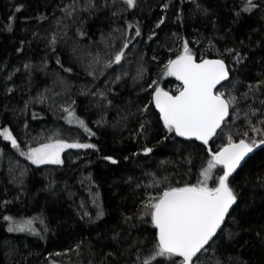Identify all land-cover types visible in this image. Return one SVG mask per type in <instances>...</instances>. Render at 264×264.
<instances>
[{
  "label": "trees",
  "instance_id": "16d2710c",
  "mask_svg": "<svg viewBox=\"0 0 264 264\" xmlns=\"http://www.w3.org/2000/svg\"><path fill=\"white\" fill-rule=\"evenodd\" d=\"M162 1L135 0L130 9L125 0H0V127L17 137L24 126L32 141L41 130L56 137L11 150L0 142L25 164L20 187L3 204L8 186L0 176V264L7 257L13 264H143L157 244L148 198L154 203L170 188L205 181L211 153L229 137L264 139V0H252L251 11L243 10L248 0H169L166 8ZM170 24L191 38L194 53L230 66L217 91L232 81L234 107L207 145L165 128L147 91L138 90L141 56L154 85L177 91L158 66ZM121 49V61L112 63ZM236 110L260 132L245 136L231 116ZM57 140L94 147L64 148L60 164L21 154ZM222 174V165L212 169L208 187ZM228 185L234 206L193 264H264V146ZM26 220L31 231L8 230Z\"/></svg>",
  "mask_w": 264,
  "mask_h": 264
},
{
  "label": "snow or ice",
  "instance_id": "6c2138e0",
  "mask_svg": "<svg viewBox=\"0 0 264 264\" xmlns=\"http://www.w3.org/2000/svg\"><path fill=\"white\" fill-rule=\"evenodd\" d=\"M134 2L135 0H126L129 7L134 6ZM254 7L256 5L252 3V0H248L243 10L251 11ZM127 46V44L124 45L125 48ZM123 55L124 52L121 49L112 63H119ZM165 69L166 75L175 76L183 82V88L178 95H169L159 87H156L153 93V100L160 110L165 128L175 131L178 136L195 137L204 144H208L216 130L221 127V121L228 115L229 102L222 99L221 95L213 93L216 84L226 79L228 75L223 62L205 60L202 63H196L185 46L184 54L175 60H169ZM69 115L72 113L69 112ZM253 131L260 132L256 128H253ZM260 134L264 135V132ZM0 136L11 141L13 147H18L9 129H0ZM259 145H264V139L259 142L253 140L251 143L241 139L238 143H234L229 137L224 147L211 153L208 166L201 173L207 179L212 169L222 165L223 174L216 178L215 187H208L205 179L197 185L170 188L156 198L154 203L149 200L147 206L151 208L152 223L158 230V234L153 253L143 261V264H152L157 257L171 259L178 256L182 258L180 264H190L193 261V258L220 228L225 214L236 201V196L228 185L229 177L245 157ZM92 147L94 145L68 144L57 140L55 143L32 148L27 154H21L27 155V158L35 164H60L62 163L60 152L64 148ZM151 151L150 148L145 149V152ZM4 219L11 220L10 217H4ZM31 225L32 220H26L15 223V226H10L8 230L31 231Z\"/></svg>",
  "mask_w": 264,
  "mask_h": 264
},
{
  "label": "rangeland",
  "instance_id": "374dc122",
  "mask_svg": "<svg viewBox=\"0 0 264 264\" xmlns=\"http://www.w3.org/2000/svg\"><path fill=\"white\" fill-rule=\"evenodd\" d=\"M125 2H126V0H125ZM168 2H170V1L169 0L162 1V6L166 8L168 6ZM135 3L136 2H134V5H135ZM133 7L134 6L129 7V8L131 9ZM162 19H163V16L161 19L159 18L156 21L155 25L151 28L152 32L155 31V28L161 23ZM178 33L179 32L176 31L174 26H171V24H170L166 28L164 33L162 34L165 42L162 41L163 54L158 60V66L160 68L165 67V65H167L169 60H173V59L177 58L178 56L184 54L185 46H187L188 54H190V55H196L197 56V54H198V56L200 55L199 56L200 58L208 57L205 54L201 55L199 52L194 53V51L191 49L192 47H190V43H189L191 38L185 39V38H182L183 36L179 37ZM138 59H139V61H138ZM138 59H137L138 65L136 67V78H137V81L141 82L139 87H138V90H141V91L146 90L147 91L146 92L147 98H149V97L151 98V94L156 89V87H159L160 89H163V88H161L158 85L156 86L153 84V82L155 81V77L153 76V73H152L153 69L151 70L149 68L147 63L143 60L144 58L141 56H138ZM228 69H230V66H228ZM229 77H230V75H229ZM231 82H230V84H231ZM230 84H229V86L217 91V93L219 95L224 96V98L229 102L228 116L230 115V111L234 107V103H235V98H234V95L231 91ZM234 84H235V82H234ZM149 85H152V87H149ZM175 87L178 90L180 85L177 84V85H175ZM62 105H61L62 110L67 111L72 105V100L68 99ZM231 116L233 118L235 117L234 120H236L238 123H241V126L243 125L245 127L244 132L247 133V135H253L254 134L253 128H256L257 124L253 123L252 120L244 119V114H242V112L240 110H236L233 114H231ZM0 129H4V128L1 126ZM15 130L20 137L19 136L16 137L14 135H13V137L15 139L18 138L17 142H20L21 144H25V147L32 146L33 142H34L33 144H35L41 140H52V139L56 138L55 136H46L44 130H41V132H39L38 134H36L35 137H33L34 141H32V138H29L30 135H29V133L26 132L24 126L22 128H20L18 131H17V129H15ZM245 133H244V135H245ZM3 140H5V139L2 136H0V142ZM244 140H246V139H244ZM5 141H7V143H8L7 148L9 150H11V147H10L11 141H8V140H5ZM246 141H248L249 143L252 142L249 140H246ZM255 141L259 142V140H255ZM12 153H13L12 151H11V153H8V150L7 149L4 150V147L2 145H0V176H2V178H4L6 180L7 186H8V188L5 189V190H7L4 193V194H6L5 195L6 198L4 200H2V204L5 202L11 201V198L13 196L8 191L15 190V189L17 190L20 187V183L22 182V178H23V172L25 169L24 162H22L20 159L17 158V156L15 154H12ZM253 153H254V151H253ZM19 192L20 191H18V193ZM162 194L163 193H161L159 196H161ZM16 197H17V194H16ZM148 199L150 200V198H148ZM15 200H16V198H15ZM152 200H154V199H152ZM1 250L3 252V247L1 248ZM3 253H5V252H3ZM59 253L60 254L64 253V251L59 252ZM60 254H58V255H60ZM6 263L7 264H13L12 259L7 257Z\"/></svg>",
  "mask_w": 264,
  "mask_h": 264
},
{
  "label": "water",
  "instance_id": "95a60500",
  "mask_svg": "<svg viewBox=\"0 0 264 264\" xmlns=\"http://www.w3.org/2000/svg\"><path fill=\"white\" fill-rule=\"evenodd\" d=\"M192 56V58H193V60L196 62V63H202L203 61H205V60H208V61H217V60H219V61H222L223 62V64H224V68H225V71L228 73V75H227V77H226V79H224V80H222V81H220L218 84H216V86L213 88V93L214 94H218L217 93V89L219 88V86H221L223 83H225L227 80H228V78H229V75H230V72H229V69H228V64L222 59V58H219V57H203V58H200V59H196V58H194V56L193 55H191ZM176 59V58H175ZM175 59H173V60H175ZM171 77H173L175 80H176V82L180 85V87H179V89L175 92V93H172V92H169V91H167V90H165V89H162L163 91H165V92H168L169 93V95H173V96H175V95H178L179 94V91H181L182 90V88H183V82L182 81H180V80H178L175 76H172L171 75ZM155 91V90H154ZM154 91H153V93H154ZM153 93H152V95H151V101H152V104H153V106H154V108H155V111L158 113V116H159V119L163 122V120H162V118H161V113H160V110L156 107V105H155V102H154V100H153ZM222 99H224V100H226L225 98H224V96H222ZM227 101V100H226ZM228 113H229V105H228ZM227 117H228V115L227 116H225V118H224V120L223 121H221V127H222V125H223V123H224V121L227 119ZM220 127V128H221ZM220 128H218L217 130H216V133L220 130ZM174 133H175V131H174ZM216 133H215V135H216ZM175 135L177 136V137H179V138H181V139H184V140H192V141H196V142H198V143H200V144H202V145H207V144H204L202 141H200V140H197L195 137H182V136H178L176 133H175ZM214 135V136H215ZM214 136L212 137V138H210V140H209V142L214 138ZM239 140H241V139H239ZM239 140H236V141H233L234 143H238L239 142ZM246 141V140H245ZM208 142V143H209ZM247 142V141H246ZM227 144V143H226ZM225 144V145H226ZM224 145V146H225ZM223 146V147H224ZM262 146H264V145H259V146H257L256 148H254V150L253 151H255V150H257L258 148H260V147H262ZM253 153V152H252ZM252 153H250V154H248V156H246L245 157V159L241 162V164L237 167V169L232 173V175L243 165V163L246 161V159L249 157V156H251V154ZM223 167V166H222ZM231 175V176H232ZM230 176V177H231ZM229 177V178H230ZM234 206V204L229 208V211H228V213H226L225 214V218H224V220L227 218V216L229 215V213L231 212V210H232V207ZM223 220V221H224ZM223 221L221 222V224L223 223ZM153 224V223H152ZM153 227L155 228V226H154V224H153ZM155 230H156V236H157V234H158V230L155 228ZM214 236V235H213ZM212 239V238H211ZM210 239V240H211ZM209 240V241H210ZM208 244V243H207ZM206 244V245H207ZM205 245V246H206ZM204 246V247H205ZM181 258V257H180ZM195 258V257H194ZM193 258V259H194ZM182 259V258H181ZM170 264H180V262H177V263H170ZM190 264H193V261L192 262H190Z\"/></svg>",
  "mask_w": 264,
  "mask_h": 264
}]
</instances>
